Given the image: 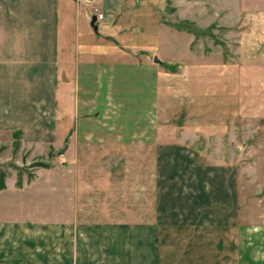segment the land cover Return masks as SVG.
Masks as SVG:
<instances>
[{
  "label": "rangeland",
  "instance_id": "rangeland-1",
  "mask_svg": "<svg viewBox=\"0 0 264 264\" xmlns=\"http://www.w3.org/2000/svg\"><path fill=\"white\" fill-rule=\"evenodd\" d=\"M84 5L89 12L96 7L93 0ZM152 6L147 45L128 48L134 63L148 69L135 71L128 87L114 91L115 100L96 96L94 108L86 101L76 111L66 95L69 111L55 108L51 120L35 127L39 133L0 127V260L31 255L45 264L60 255L71 216L220 219L222 209L240 210L250 224L261 219L255 222L264 236V110L252 85L253 53L245 55L253 52L254 31L239 47L264 0H153ZM244 71L250 76L243 83L237 75Z\"/></svg>",
  "mask_w": 264,
  "mask_h": 264
},
{
  "label": "crops",
  "instance_id": "crops-1",
  "mask_svg": "<svg viewBox=\"0 0 264 264\" xmlns=\"http://www.w3.org/2000/svg\"><path fill=\"white\" fill-rule=\"evenodd\" d=\"M79 2L0 0L1 128L34 127L30 132L39 133L35 127L52 119L55 108L69 111L66 95L73 96L76 111L86 101L94 108L96 96L115 100L118 87H128L135 71H145L140 67L147 66L135 64L128 48L145 46L151 38L148 31L154 29L147 20L155 13L153 0H93L103 19L92 25L89 9ZM256 14L254 28L244 29L239 47L249 44L248 33L254 31L253 52L245 55L253 53L252 85L264 110V10ZM102 40L108 41L104 49ZM244 73L237 75L243 83L250 76ZM222 211L220 219L158 213L153 221L125 214L86 222L71 216L63 225L60 255L45 264H264L263 226L255 222L261 219L250 224L240 210L236 215ZM26 258L0 264H38L37 257Z\"/></svg>",
  "mask_w": 264,
  "mask_h": 264
},
{
  "label": "built area",
  "instance_id": "built-area-1",
  "mask_svg": "<svg viewBox=\"0 0 264 264\" xmlns=\"http://www.w3.org/2000/svg\"><path fill=\"white\" fill-rule=\"evenodd\" d=\"M85 4H91L92 0H83ZM89 18H94V21H100L102 20V15L98 12L96 7H91V10L89 12Z\"/></svg>",
  "mask_w": 264,
  "mask_h": 264
},
{
  "label": "trees",
  "instance_id": "trees-1",
  "mask_svg": "<svg viewBox=\"0 0 264 264\" xmlns=\"http://www.w3.org/2000/svg\"><path fill=\"white\" fill-rule=\"evenodd\" d=\"M39 164H41V165H46V163H39ZM2 177H3V173L0 171V188L3 187Z\"/></svg>",
  "mask_w": 264,
  "mask_h": 264
},
{
  "label": "water",
  "instance_id": "water-1",
  "mask_svg": "<svg viewBox=\"0 0 264 264\" xmlns=\"http://www.w3.org/2000/svg\"><path fill=\"white\" fill-rule=\"evenodd\" d=\"M93 22H94V18H91V22H90L91 25L93 24ZM152 62H153V63H159V62L156 60V58H153V59H152Z\"/></svg>",
  "mask_w": 264,
  "mask_h": 264
}]
</instances>
